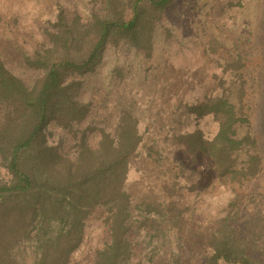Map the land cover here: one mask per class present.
<instances>
[{
  "label": "trees",
  "instance_id": "16d2710c",
  "mask_svg": "<svg viewBox=\"0 0 264 264\" xmlns=\"http://www.w3.org/2000/svg\"><path fill=\"white\" fill-rule=\"evenodd\" d=\"M176 2L105 0L83 14L60 5L41 27V42L20 43L15 57L0 49V264H68L99 211L108 239L94 264H264L256 189L264 156L248 112L242 54L215 60L217 94L187 106L196 119L211 118L217 134L175 135L186 160L211 161L213 189L229 193L213 213L186 195L176 198L175 186H166L163 201L134 206L126 186L132 162L147 148L141 122L132 105H113L110 93L86 97L108 49L153 57L157 31H168L164 20ZM210 42L217 53L222 42ZM115 72L121 81L129 73Z\"/></svg>",
  "mask_w": 264,
  "mask_h": 264
},
{
  "label": "rangeland",
  "instance_id": "374dc122",
  "mask_svg": "<svg viewBox=\"0 0 264 264\" xmlns=\"http://www.w3.org/2000/svg\"><path fill=\"white\" fill-rule=\"evenodd\" d=\"M104 1L0 0V49L15 57L21 54L20 43L41 42V27L54 19L60 5L69 13L83 14ZM164 24L168 31L158 29L151 59L138 52L127 55L108 49L98 71L89 78L92 88L86 90V97L98 100L110 93L113 105H132L141 122L147 148L132 162L126 186L134 206L147 198L163 201L166 186H175L176 198L186 195L202 213H213L227 203L229 193L223 188L213 189V163L201 156L196 163L186 160L184 146L175 135L200 130L210 139L217 134L218 126L211 118L196 119L187 106L217 94L214 73L220 76L221 70L215 60L242 54L248 80V112L264 156V0H177ZM214 37L222 42L217 53L210 49ZM13 63L16 73H22L17 61ZM120 67L129 71L122 81L115 76ZM177 161L187 170H182ZM256 187L262 196L259 209L264 213V174ZM105 216L99 211L87 221L84 240L68 264H94L98 250L108 239Z\"/></svg>",
  "mask_w": 264,
  "mask_h": 264
}]
</instances>
